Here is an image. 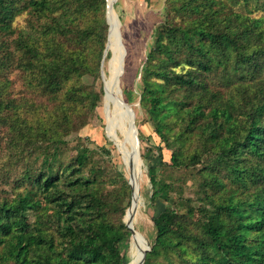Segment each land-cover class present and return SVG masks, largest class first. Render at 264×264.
I'll return each instance as SVG.
<instances>
[{"label":"trees","instance_id":"1","mask_svg":"<svg viewBox=\"0 0 264 264\" xmlns=\"http://www.w3.org/2000/svg\"><path fill=\"white\" fill-rule=\"evenodd\" d=\"M249 1H165L179 22L167 17L156 27L139 102L170 151L169 165H201L192 174L195 198L177 206L200 216L194 221L170 205L151 216L155 232L143 264H264V17L234 9ZM255 1L264 10V0ZM106 5L0 0V71L14 61L26 86L56 103L47 121L31 122L19 109L34 110V102L2 98L0 84V112L10 111L0 114L9 146L17 155L41 157L37 168L22 169L16 189L34 192L51 209L40 211V199L28 202L21 191L0 200V264L129 262L126 208L117 205L124 190L103 193L101 168L85 169L88 146L62 158L66 137L88 122L103 96L83 78L99 77L109 37ZM23 12L26 25L14 27ZM14 33L10 49L7 37ZM187 143L196 146L188 149ZM157 169L147 167L150 201L169 203L176 187L159 182Z\"/></svg>","mask_w":264,"mask_h":264},{"label":"rangeland","instance_id":"2","mask_svg":"<svg viewBox=\"0 0 264 264\" xmlns=\"http://www.w3.org/2000/svg\"><path fill=\"white\" fill-rule=\"evenodd\" d=\"M166 0H111L112 5V23L115 27V37L112 46L106 41V49L103 51L99 77L87 75L83 81L91 85L97 91L103 90V81L106 84V95L98 102L93 115L88 122L66 137L68 145L63 152V159H70L75 155L78 148L88 146L91 149L90 160L86 164V170L89 167H100L102 170V191L110 194L113 191L124 190L117 205L125 207V212L130 206L132 199V189L128 183L133 176V186L136 190V200L138 211L128 224L136 229L138 235L143 237L149 244L154 236V226L151 216H156L162 209L170 205L178 208L179 212L187 213L189 217L197 221L200 214L196 209L180 206L184 198H195L196 185L193 183V173L201 167L197 164L193 167H174L169 165L170 151L164 147L161 136L154 130L149 119V115L144 107L141 106V70L146 59L149 47L153 43L156 27L165 21L167 17L173 18L178 23L179 19L175 11L170 10L166 5ZM113 3V4H112ZM255 0L247 4L237 2L234 9L240 12H249L250 17H264V10L257 9ZM115 5V6H114ZM27 13L18 15L13 25L21 28L26 25ZM108 22V21H107ZM264 27V23H263ZM110 35V27H109ZM16 34L7 37L10 42V49H13L11 39ZM109 38V37H108ZM110 53L109 57L107 53ZM5 52L0 51V57ZM93 56L90 55V58ZM122 59V61H121ZM118 79L116 80V76ZM213 80L217 82L218 78L213 75ZM0 84L3 86L2 98L18 100L19 98H28L35 104L34 110L25 111V108L19 109L21 115L31 122L37 119L47 121L55 109V101L49 100L47 96L40 92L32 91L26 86V78L23 72L16 67L12 61L7 67L0 71ZM126 90L131 97L129 102L133 113L134 123L137 129L138 149L140 160L133 155L134 138L129 133L128 141L125 140L126 132L129 126L128 117L124 115V109L112 99L111 93H117L123 98L122 90ZM104 94V93H103ZM10 111L4 110L0 114H7ZM174 118H169L172 122ZM7 126L0 123V200L2 198H12L16 191L26 193L27 201L32 202L36 198L40 199V211H51L44 206L41 197L29 190H23V187L16 189V179L19 177L22 169L26 165H32L37 168L41 157L34 159V155H29L27 151L17 155L8 144ZM195 143H187L188 149H193ZM109 150V153H106ZM34 154V153H33ZM133 155V156H132ZM206 160V159H205ZM132 161V162H131ZM131 162V163H129ZM165 162V163H161ZM137 167L134 170L135 166ZM158 166L157 180L161 183H172L176 189L169 194L172 201L166 203L162 200H156L153 204L150 201L151 184L147 177V167ZM122 173V176L119 175ZM124 181L128 188H124ZM129 194V205H127V196ZM182 198V199H181ZM125 215V214H124ZM34 211L28 215V219H34ZM124 219V216H123ZM125 249L126 257L133 259L130 241Z\"/></svg>","mask_w":264,"mask_h":264},{"label":"bare ground","instance_id":"3","mask_svg":"<svg viewBox=\"0 0 264 264\" xmlns=\"http://www.w3.org/2000/svg\"><path fill=\"white\" fill-rule=\"evenodd\" d=\"M106 1H107L106 21H108L107 23L109 24V27H110V35H109V38H107L108 39L107 43H108V45L112 46L114 43V37H115V27H114V23H112V19H111L112 18V14H111V10H110L112 8V5L110 4L111 0H106ZM105 49H106V46H105ZM101 72L103 73L102 67H101ZM115 78L117 80L118 75ZM128 122H129V118H128ZM133 147H135V143H134ZM133 150L135 152V148ZM134 152H133V155H135ZM136 159H137V157H136ZM138 160H140V159H138ZM136 169H137V167L135 166L134 170H136ZM133 180H134V177L132 176L128 181V183L130 184L131 189H132V199H131V204H130L129 208H128V210H126V213L124 215V221L127 224L134 217L135 212L138 211L137 200H136V190L133 186ZM133 233H135V235L132 238L131 251H132V254L134 256H133V259L129 260V262H130L129 264H139L141 257H142V254H143V250L146 248L147 241L144 240L143 237L138 235V232L136 231V229H134Z\"/></svg>","mask_w":264,"mask_h":264},{"label":"water","instance_id":"4","mask_svg":"<svg viewBox=\"0 0 264 264\" xmlns=\"http://www.w3.org/2000/svg\"><path fill=\"white\" fill-rule=\"evenodd\" d=\"M102 59H103V56H102ZM122 61V59H121ZM118 79V78H117ZM106 84L105 82L103 81V97L106 95ZM111 97L114 101H116L123 109H124V115L126 114V116L129 118V126H128V129H127V132H126V137H125V140L128 141L129 139V133L131 132V135L132 137L134 138V143H135V156L137 157V159H140V154H139V149H138V136H137V129H136V126H135V123H134V113H133V110L130 106L129 103H127L123 98L122 96L120 95V97L117 95V93H111ZM132 162V161H131ZM129 162V163H131ZM131 204V202H130ZM127 228L130 230L131 234L134 232V229L125 222ZM150 249L149 247V244L147 243L146 245V248L143 250V254H142V257H141V260H140V263L139 264H143V260H144V256H145V253L146 251H148ZM130 262L126 263V264H129Z\"/></svg>","mask_w":264,"mask_h":264}]
</instances>
